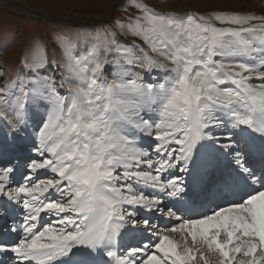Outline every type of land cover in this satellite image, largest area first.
<instances>
[{"label": "snow or ice", "instance_id": "snow-or-ice-1", "mask_svg": "<svg viewBox=\"0 0 264 264\" xmlns=\"http://www.w3.org/2000/svg\"><path fill=\"white\" fill-rule=\"evenodd\" d=\"M115 7L0 67V256L264 264V14Z\"/></svg>", "mask_w": 264, "mask_h": 264}, {"label": "rangeland", "instance_id": "rangeland-1", "mask_svg": "<svg viewBox=\"0 0 264 264\" xmlns=\"http://www.w3.org/2000/svg\"><path fill=\"white\" fill-rule=\"evenodd\" d=\"M125 2L126 0H0V67L15 66L21 54L33 41H43L55 46L53 42L58 34H83L93 28L110 24L114 17L127 16L129 13L115 7ZM144 2L156 9L178 13L245 11L257 15L264 14V0H144ZM121 39L131 40L132 37ZM6 131L0 128V141L4 139ZM207 255L211 257L213 254ZM211 258L217 261L215 255Z\"/></svg>", "mask_w": 264, "mask_h": 264}, {"label": "bare ground", "instance_id": "bare-ground-1", "mask_svg": "<svg viewBox=\"0 0 264 264\" xmlns=\"http://www.w3.org/2000/svg\"><path fill=\"white\" fill-rule=\"evenodd\" d=\"M41 111H42V110H41ZM205 255L208 256V255H207V252L205 253ZM214 255H215V259H217V261L213 260L214 258H213V259L211 258V257L214 256ZM212 256H211V257H208V259H209V264H218V258H217V256H216V254H213ZM10 264H12V262H10ZM201 264H202V262H201Z\"/></svg>", "mask_w": 264, "mask_h": 264}]
</instances>
